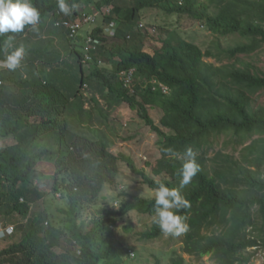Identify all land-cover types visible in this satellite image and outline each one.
<instances>
[{"label": "trees", "instance_id": "trees-1", "mask_svg": "<svg viewBox=\"0 0 264 264\" xmlns=\"http://www.w3.org/2000/svg\"><path fill=\"white\" fill-rule=\"evenodd\" d=\"M79 1L89 2L67 0L70 5ZM216 1L215 14L207 12V4L197 6V0H132L133 4L127 6L126 0L90 1L98 9L113 2L115 7L107 19H122L123 27L137 22L145 7L156 6L169 14H188L203 20L220 36L239 34L249 39L248 43L215 54L203 51L194 42L173 37L171 31L161 48L150 53L144 49L139 32H132V39L128 40L126 30L120 27L117 37L124 43L107 49L108 39L101 36V29L93 30L92 35L103 42L92 52L94 64L106 59L105 55L113 58L120 52L119 69L138 70L135 93L120 87L116 94L163 137L161 156L149 164L151 174L145 168L139 169L131 156L113 153L108 140L89 138L69 128L66 111L74 92L66 93L65 79H44L39 73L36 79L23 80L13 76L12 71L0 69V140H13L0 149V225L5 230L13 226L12 231L0 237V242L11 241L0 248V264H120L123 247L114 231L119 219L130 211L152 217L154 198L123 192L119 207H113L105 218L100 215L102 225L98 223L86 232L78 225L79 217L98 220L93 205L106 184H115L120 162H125L133 174L141 177V183L153 190L158 182L179 188L176 172L188 146L196 152L200 171L180 189L190 202L189 208L178 213L185 217L188 230L172 237L184 244L186 253L199 260L210 255L216 264L251 261L254 253L249 250L262 243L253 232L264 225V105L253 104V97L264 93V74L251 71L248 65H216L204 58L216 56L223 60L221 56L226 54L228 59H235L261 48L264 0ZM32 3L40 11V22L47 16L56 20L64 17L57 0ZM78 15L75 10L67 17L76 20ZM31 33L26 26L22 33L0 36V60L6 54L3 44L7 36H14L13 43L18 46L19 42L28 43ZM86 37L77 39L75 45L83 49ZM74 52L83 73L84 53ZM97 74L96 69L94 76ZM83 75L77 79L75 90L81 98L91 93L90 84H97L95 77L86 83ZM160 84L169 87L170 92L164 93ZM151 106L163 111L160 125L148 112ZM222 136L231 152L216 148ZM236 150H240L238 155ZM159 176L163 177L156 179ZM39 183L51 185V190L40 188ZM58 193L68 205L63 209V226H57L44 209L34 211L47 195ZM66 235L71 249L58 253L55 248L61 246ZM164 235L153 222L141 233L146 240ZM77 249L79 255L75 253ZM155 264L162 262L157 259ZM168 264L186 261L176 254Z\"/></svg>", "mask_w": 264, "mask_h": 264}, {"label": "rangeland", "instance_id": "rangeland-1", "mask_svg": "<svg viewBox=\"0 0 264 264\" xmlns=\"http://www.w3.org/2000/svg\"><path fill=\"white\" fill-rule=\"evenodd\" d=\"M90 5L94 3L90 2ZM216 0H197V6L200 4H207L209 14L217 12ZM132 4V0H126L124 5ZM80 6L88 9V2H81ZM121 21V20H120ZM142 24V26L140 25ZM139 25V27L137 26ZM134 27V31L140 28L145 37V48L148 52L153 53L154 50L160 49L163 45V39L169 36L171 31L174 32L173 37L177 39H185L199 45L203 51H212L217 54L221 50L233 48L242 43H248L249 39L242 37L239 34H231L227 36H220L212 32L203 20H198L188 14H169L165 10L158 7H147L142 10V19ZM157 27V29L154 28ZM149 27V28H147ZM149 36V37H147ZM113 43H118L117 39H112ZM220 57L206 56L205 61L220 65L221 63L235 62L238 67L248 65L253 72L264 74V44L253 53L239 54L238 58L228 59L225 54ZM253 104L255 106L264 105V93H259L253 97ZM119 121L118 126L114 125V137L116 144L111 148L115 154L125 153L135 159L139 169L145 168L148 173H152V166L155 161L161 156L160 146L163 137L159 135L154 129L150 128L144 120L139 116L138 110L130 108L127 104L118 107ZM150 116L158 125L159 120L163 115L161 108L152 106L148 108ZM166 133H170L165 127H162ZM225 137L222 136L216 143V148L225 149L231 152V146L225 144ZM13 143V140H0V149L2 146ZM240 150H236L238 155ZM45 163L48 161L44 160ZM120 174L115 184H106L98 198L95 205H93V213L98 216L97 221H93L90 216H80L78 224L80 228L86 232L100 223V215L107 217L108 213L114 207L117 209L122 200V193H130L135 196H142L146 198H154L153 189L141 183V177L133 174L125 162H120ZM148 163V164H147ZM150 164V165H149ZM50 167V166H48ZM51 168V167H50ZM49 170V169H48ZM51 171V170H50ZM163 176L156 177L161 179ZM36 182H38L36 180ZM40 188H48L51 190V185L39 183ZM60 194L51 196L40 201V206L34 207V211L44 209L49 216L57 221V226H63L64 214L63 209L68 207L67 202ZM107 208V209H106ZM84 218V219H82ZM101 224V223H100ZM102 225V224H101ZM152 225V217L146 214H139L135 211H130L127 215L119 219L114 231L117 242L123 247L120 264H155L156 260H160L162 264L170 263L172 257L179 254L184 257L186 264H216L215 261L206 255L201 260L196 256L186 253L183 249L184 244L179 242L170 235H164L159 239L146 240L141 237V233L148 230ZM254 235L259 236L262 243L258 247H254L249 251L254 253L251 261L248 264H264V225L261 230H254ZM68 241H67V239ZM70 238L64 237L61 240V246L55 248V251L62 253L66 248L71 249L69 245ZM11 242V241H10ZM9 240L0 242V248L7 246ZM76 254H80L75 251ZM133 253L135 255L133 256Z\"/></svg>", "mask_w": 264, "mask_h": 264}, {"label": "clouds", "instance_id": "clouds-1", "mask_svg": "<svg viewBox=\"0 0 264 264\" xmlns=\"http://www.w3.org/2000/svg\"><path fill=\"white\" fill-rule=\"evenodd\" d=\"M81 2L83 1H79L77 4L73 3L70 5L67 0H57V7L59 11L64 14V17H61V20H56L55 24L60 27L63 26L68 31L69 39L72 41L71 45L74 48L73 50H81L84 53L82 61L83 63H85V68L91 66V68L93 69L92 75H94V70L97 69L99 74L95 76L100 82L106 83L107 86L111 85V89L118 87L119 85V88H122H120L121 90H124L130 94H134L138 79L137 68L130 67L126 69H119V62H121V58L119 57L120 52L118 56H115L113 58H111L110 56L107 57L105 55L106 59L101 58L97 64H94L95 62H93L94 57L92 52L93 50L98 49L99 45H102L103 42L101 43V38L95 37L92 34L95 28H100V31L102 32L101 36L103 38L108 39L106 43V48L108 43L111 45L124 43L123 39H119L117 37V31H119L120 27L124 28L127 32V39H132V32H136L134 31V27L139 24V21H141L142 19L143 9L140 12V18L138 19V21L130 23L128 27H131L128 28L121 26L123 22L122 19L121 21L113 19L108 21L107 17L110 16L115 7L113 2L108 5L102 4V7L100 9L96 8L94 5H90V3L88 2V9H86L85 6L84 9H81L79 12H77L79 13V15L76 17V20L80 21L83 15H95V20L89 23H84L78 31L72 34V31L65 27L63 23L58 24V22H62L63 19H69L67 15H70L71 13H73V11L75 12V9L80 6ZM179 3L182 4L183 2L179 1ZM99 19H103L104 21L102 26L96 24ZM39 22L40 11L37 9V7L34 6L32 0H0V36H4V34L8 33H22L26 26H29L31 31H36ZM140 25L142 26V24ZM137 26L139 27V25ZM85 27H89L90 29L85 34H83L82 30H84ZM154 28L157 29L156 26H154ZM137 32L141 34L143 43L145 37H143L141 29L139 28ZM84 36H87L85 39L86 42L89 37L97 38L100 41L97 44L96 48L92 49L89 52L90 58L88 60H85L87 55L85 47H83L82 49L81 46L77 47L75 45V41L80 37ZM112 39H117L119 42L113 43ZM13 41L14 36L11 35L7 36V38L4 40L3 48L6 54L4 56V59L2 61L0 60V68L5 67L9 71H15L21 66V62L26 52V49L23 44L19 45L18 47H13ZM160 86L162 87L161 89L164 93L170 92L169 87L163 84H160ZM166 151L170 152L171 150ZM171 154L174 156L178 155L175 152H172ZM180 159L182 163L176 172V175L179 178V188H170L164 183L158 182L157 186L153 190L154 205L152 209V222L159 227L160 231L163 234L171 236H179L188 230V225L185 223V217L179 215L178 213L182 209L189 208L190 202L188 199L185 198V196L181 194L180 189L190 184L192 182V179L200 171V165L197 162L196 152L192 149L191 146H188L184 149V152L182 156H180ZM8 230L12 231L13 226L9 225L5 230L3 229V226L0 225V237H3L5 234H7L9 232ZM77 252L81 253L79 249H77ZM134 255L135 253H133V256Z\"/></svg>", "mask_w": 264, "mask_h": 264}, {"label": "crops", "instance_id": "crops-1", "mask_svg": "<svg viewBox=\"0 0 264 264\" xmlns=\"http://www.w3.org/2000/svg\"><path fill=\"white\" fill-rule=\"evenodd\" d=\"M81 7L79 6L75 10L79 12L83 9ZM56 19L53 16L45 17L37 25V30L32 31V39L26 40L28 43L19 42L20 45L23 44L26 52L21 66L12 71V74L17 79L23 80L35 78L39 73L43 75L44 79H65L66 93L74 92L72 102L66 111L69 128L89 138L108 140L112 148L116 144L113 126H118V107L123 104L129 106V103L116 94L119 85L111 89V85L107 86L106 83L100 82L96 76L92 75L91 66L83 69V76L87 83L89 78L95 77L97 84H90L91 88H88L92 91L87 93V96L83 98L77 96L75 90L79 83L76 81L82 77L83 73L71 45L72 41L69 39L68 31L64 27L57 26ZM103 23V19H99L96 24L102 26ZM121 26L123 27V22ZM89 29V27H85L82 33L85 34ZM144 42L147 41L143 40ZM13 44L16 47V44ZM113 46L107 44V48ZM0 69L2 72L8 73L9 71L5 67Z\"/></svg>", "mask_w": 264, "mask_h": 264}, {"label": "built area", "instance_id": "built-area-1", "mask_svg": "<svg viewBox=\"0 0 264 264\" xmlns=\"http://www.w3.org/2000/svg\"><path fill=\"white\" fill-rule=\"evenodd\" d=\"M95 20V15H83L80 21H72L70 19H63L62 22H58V24L63 23L65 27H67L69 30L72 31V34H74L76 31L79 30V28L84 24V23H89ZM99 39L94 38V37H89L87 39L86 45H85V50L87 52L86 59L88 60L90 58L89 52L92 49H95L97 44L99 43Z\"/></svg>", "mask_w": 264, "mask_h": 264}]
</instances>
